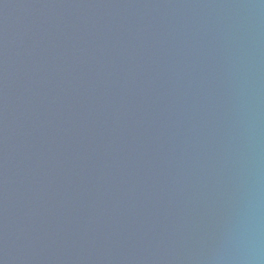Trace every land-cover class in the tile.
<instances>
[{"label": "water", "instance_id": "95a60500", "mask_svg": "<svg viewBox=\"0 0 264 264\" xmlns=\"http://www.w3.org/2000/svg\"><path fill=\"white\" fill-rule=\"evenodd\" d=\"M0 264H264V0H0Z\"/></svg>", "mask_w": 264, "mask_h": 264}]
</instances>
